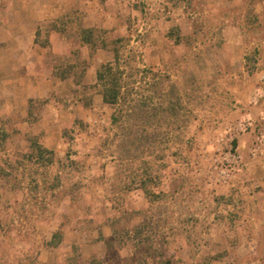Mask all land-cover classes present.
I'll return each instance as SVG.
<instances>
[{
  "label": "rangeland",
  "instance_id": "obj_1",
  "mask_svg": "<svg viewBox=\"0 0 264 264\" xmlns=\"http://www.w3.org/2000/svg\"><path fill=\"white\" fill-rule=\"evenodd\" d=\"M55 8L64 15L41 27L73 44L72 55L54 59L68 73L82 77L89 65L81 28L130 39L122 57L125 117L112 124L116 106L96 103L97 81L32 99L20 123L0 116V264L193 256L194 221L224 203L243 164L231 155L244 133L232 136L229 128L249 116L246 133L264 131V0H0V26L31 25ZM130 129L142 136L130 149L139 146L142 155L124 159L120 146ZM34 143L53 151V162L49 155L39 162ZM227 168L234 177L223 183ZM147 170L165 193L154 205L128 184Z\"/></svg>",
  "mask_w": 264,
  "mask_h": 264
},
{
  "label": "crops",
  "instance_id": "obj_2",
  "mask_svg": "<svg viewBox=\"0 0 264 264\" xmlns=\"http://www.w3.org/2000/svg\"><path fill=\"white\" fill-rule=\"evenodd\" d=\"M64 13L55 8L37 13L31 25L14 21L0 26V116L15 124L27 115L32 99L47 100L62 93L64 84L77 88L96 83L98 67L114 62V54L104 49H97L90 62L89 48L82 45L80 51L89 64L82 77L68 73L66 64L56 67L54 59L72 55L73 44L60 31L41 24ZM43 36L48 37V44L39 41ZM95 98L96 103H103L101 94ZM255 139L253 129L236 139L243 164L225 197L219 199L224 203H213L194 221V255L174 251L162 261L164 254L159 253L146 257V264H154L155 259L158 264H264V157L251 158Z\"/></svg>",
  "mask_w": 264,
  "mask_h": 264
},
{
  "label": "trees",
  "instance_id": "obj_3",
  "mask_svg": "<svg viewBox=\"0 0 264 264\" xmlns=\"http://www.w3.org/2000/svg\"><path fill=\"white\" fill-rule=\"evenodd\" d=\"M104 2L105 0H101ZM179 27H173L170 35L173 37V43L179 44L181 38L179 36ZM109 34L107 31L98 30L97 28H81L79 30V41L81 45L87 46L92 53L97 49H104L111 51L114 54L113 63H103L97 69V88H100V94L103 97V102L105 105L115 107L116 109L111 117V122L113 125L119 124V122L125 117V110L123 106L127 99V96L122 93V78L126 72V66L123 64V56L128 43L130 42L129 38L124 37H115L109 39L106 35ZM142 74L147 73L146 69H143ZM128 94V92H127ZM124 103V104H123ZM122 106V107H121ZM140 112H143V109H140ZM142 136L138 131H133L130 129L129 133L124 137L120 148L121 153L124 159H128L132 154H140L136 151H139V146H136V151H132L130 147H135L138 140ZM234 146L236 141L234 140ZM33 150H35L38 161H44L46 156L49 155V162H53L55 153L38 146L36 143L33 145ZM138 156V155H137ZM130 189L132 185L140 189L145 198L151 205H154L158 202L159 199L165 196L163 191H156L155 187L159 185L157 177H154L150 171H145L141 173H134L131 176ZM133 188V187H132ZM58 236V235H56Z\"/></svg>",
  "mask_w": 264,
  "mask_h": 264
},
{
  "label": "built area",
  "instance_id": "obj_4",
  "mask_svg": "<svg viewBox=\"0 0 264 264\" xmlns=\"http://www.w3.org/2000/svg\"><path fill=\"white\" fill-rule=\"evenodd\" d=\"M254 102H256V99L254 100ZM261 119L264 120V112L261 113ZM253 125V120L251 117L246 116L243 119H241L236 126L229 128V132L231 133V135L233 136L236 132H241V133H246L247 131H249V129L252 127ZM231 136V137H232ZM233 139V137H232ZM232 157V161L237 163V164H241L242 162V157L240 154L238 153H234V155H231ZM250 156L253 159H259V158H263L264 157V131H261L256 139L255 142L252 146V148L250 149ZM218 167H216L217 169ZM233 171L234 168H227V169H221L220 170V175H221V181L223 183H227L229 182L230 179H232L233 176ZM246 264H253V263H246Z\"/></svg>",
  "mask_w": 264,
  "mask_h": 264
}]
</instances>
